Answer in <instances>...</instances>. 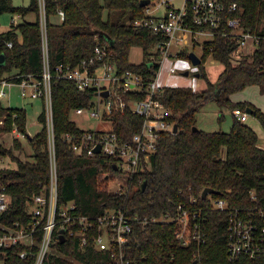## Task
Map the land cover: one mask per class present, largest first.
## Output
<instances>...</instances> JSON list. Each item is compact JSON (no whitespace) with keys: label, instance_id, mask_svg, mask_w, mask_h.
<instances>
[{"label":"trees","instance_id":"1","mask_svg":"<svg viewBox=\"0 0 264 264\" xmlns=\"http://www.w3.org/2000/svg\"><path fill=\"white\" fill-rule=\"evenodd\" d=\"M240 5L241 25L260 35L256 50L250 56L236 59L233 57L237 47L234 39L216 35L205 42L198 65L199 77L206 82L205 89L193 91L188 87L165 86L154 95L169 111L168 121L178 124V130L160 134L148 168L127 177L122 188L108 190L101 173H116L114 160L102 154L78 155L64 138L65 133L74 135L82 131L70 119L69 112L77 106H88L95 89L79 91L73 81L59 77L55 67L60 64L74 66L93 55L96 44H105L109 61L115 63L118 73L130 71L147 83L157 68V64L150 66L147 56L157 36L146 29L135 30L128 24L129 20L142 15L138 0H45L57 203L65 205L73 201L78 215L96 217L112 209L128 218L137 216V220L132 222L130 244L121 248L122 261H118V249L113 253V249L95 247L93 238L99 232L96 226L87 232L88 241L83 246L80 237L75 235L66 234L62 242L55 240L42 264H126V259L129 264H190L194 259L204 264H264V258H228L225 212L212 208L207 198H201V191L210 187L219 191L212 196L224 199L230 208L250 207L254 204L250 198L253 190L262 204L264 148L258 146L256 132L234 116L227 132L193 130L197 126L196 113L209 102L231 111L252 109L251 114L264 130V110L250 101L232 99L234 94L249 86L264 92V0H240ZM58 9L65 12L62 21L57 19ZM4 12L16 13L21 18L34 13L36 19L19 21L0 32V54L5 58L0 65V78L2 71L16 72L19 75L17 81L27 74L39 75L43 54L38 0H29L27 6H14L10 0H0V15ZM99 32L108 35L112 44ZM8 41L11 46H7ZM132 47L142 49V62L129 61ZM179 55L185 58L187 52L182 51ZM206 56L223 66L215 82L207 77L203 65ZM101 63L98 61L97 64ZM122 96L126 101L145 100L147 86L144 84L140 90L127 91ZM1 117H4V124L0 126V134L11 132L15 127L26 137L31 148V153L26 156L32 158H21L13 152V149H22L17 137L12 139L11 146L0 143V154L8 155L15 164L0 170L3 190L10 197L1 219L8 224L17 220L27 223L30 201L50 183L46 118L43 110L39 115L41 129L29 135L23 108L0 103ZM109 119L113 131L122 140L130 139L143 120L129 107L122 112L114 111ZM190 199H195V203L190 204ZM180 204L201 208V214L206 216L204 243L183 246L175 237L177 224L167 218L176 216ZM22 249L24 246L12 250ZM31 251L35 253L37 248L32 246ZM14 259L22 264L34 262L33 257L23 260L17 256Z\"/></svg>","mask_w":264,"mask_h":264},{"label":"built area","instance_id":"2","mask_svg":"<svg viewBox=\"0 0 264 264\" xmlns=\"http://www.w3.org/2000/svg\"><path fill=\"white\" fill-rule=\"evenodd\" d=\"M138 1L140 3L142 0ZM141 7L142 15L129 20L128 24L135 30L146 29L157 36V41L148 49L147 55L150 66L157 64V68L153 78L147 83L130 71L118 73L115 63L109 61V52L105 44H96L93 55L81 59L74 66L60 64L55 67L56 74L63 79L73 81L79 91L95 89L93 97L97 98L96 104L94 105L91 99L88 106L74 107L70 110L69 117L71 112L86 114L90 118L106 120L105 122L110 126L81 129V132L74 135L65 133L64 138L78 155L102 154L113 159L116 173H101V178L108 182L118 178L119 175L125 180L133 173L148 168L150 156L157 148L160 134L164 131L172 132L173 123L167 119L169 111L163 103L154 98V95L165 86L188 87L193 90L198 65H193L189 60L188 53L192 50L189 51L188 47L201 45L202 49L203 44L213 40L216 35L227 36L237 42L233 57L239 59L250 56L256 50L260 39V35L241 25L240 0H147V3ZM64 15L63 9L57 10L56 16L59 21L64 19ZM38 21L43 54L42 72L37 76L27 74L19 81L16 80L19 77L16 72L6 73L0 78V84L7 87L18 85L23 97L41 99L48 136L50 183L30 201L27 223L17 220L8 224L1 218L9 206L10 197L3 190L0 181V264H22L14 259L17 256L23 260L33 257V264H42L52 249V243L59 240L60 234H63L64 238L66 234L79 236L80 245L83 246L88 241L87 232L89 233L96 226L99 232L93 238L95 247L99 250L113 249V253L118 249V261H122L121 248L130 244L133 233L132 222L137 220V216L128 218L120 211L108 209L99 216L90 217L75 214L76 205L73 201L65 205L57 203L51 102L52 76L47 61L45 0H38ZM16 23V18L11 20V25ZM200 38L205 40L200 43ZM6 44L11 46L10 41ZM182 51L187 52V57L179 55ZM98 61L102 63L97 64ZM164 65L168 75L188 76L194 72V76H191L185 84L177 81L160 83L157 81V76ZM144 84L148 92L145 100L126 101L123 98L122 94L140 90ZM104 90L108 91L105 97L100 95ZM5 94L4 90L0 92V96ZM127 107L133 113L142 116L143 120L140 129L130 139L122 140L113 131L109 116L114 111L122 112ZM232 114L242 122L248 118V113L238 108L233 109ZM3 124L4 117H1L0 126ZM14 131H17L15 127L11 132ZM21 135L23 134L19 133V136ZM98 145L100 151L95 152L94 149ZM11 162L13 161L8 155L0 154V170L10 168ZM205 198L212 208L225 212L228 258H264V197L261 204L255 192L251 190L250 198L254 204L239 208H230L224 199L213 197L212 194H207ZM194 200L190 199V204H194ZM167 219L177 224L175 237L181 245L205 242L207 219L201 214V208L195 209L180 204L177 206L176 216ZM19 246H24V249L12 250ZM32 246L37 248L35 253L31 251ZM194 260H196L195 264H204L198 259ZM126 264H129L127 259Z\"/></svg>","mask_w":264,"mask_h":264},{"label":"rangeland","instance_id":"3","mask_svg":"<svg viewBox=\"0 0 264 264\" xmlns=\"http://www.w3.org/2000/svg\"><path fill=\"white\" fill-rule=\"evenodd\" d=\"M14 6H27L29 0H10ZM16 18L17 22L19 21H34L36 15L34 13H29L24 16V18L19 17L16 13L4 12L0 15V32L9 29L11 25V20ZM205 38H200L199 42L201 43ZM188 50H192L195 54L201 56L202 49L201 45L188 47ZM143 52L140 47H132L129 51V59L134 62L143 61ZM204 68L207 74V77L210 81L215 82L218 78L219 73L222 71L223 66L221 63L213 59L211 56H206L204 61ZM166 66L161 69L157 76V81L160 83H171L172 81H177L178 83L185 84L187 80H190L191 76H194V72H191L188 76L184 75H168ZM6 71H2L1 76L6 75ZM206 85L205 79L202 77H196L194 82V89L199 90L204 88ZM5 91L6 94L0 96V103L3 106L11 107H21L26 111V131L29 135L34 134L39 131L42 127L41 122L39 121V115L44 110L43 103L41 99H31L23 97L20 94V89L18 85H12L10 87L2 86L0 84V92ZM233 100H247L253 103L256 107L264 110V92H261L256 86H249L243 89L242 91L233 95ZM97 98L94 96L92 98V103L95 105ZM223 115L221 118L220 116ZM232 111L227 108H219L216 103L209 102L204 107H202L196 113L197 127L204 131H224L227 132L230 129L232 122ZM70 119L75 122V124L80 129L88 128H103L109 127L110 124L105 122L106 120L98 118H90L86 114H76L74 112L70 113ZM257 134L258 136V146L264 148V130L262 129L257 118L248 114L247 121H245ZM18 137L19 133L6 132L0 134V143L4 146H11L12 139ZM22 143V149H13V152L21 158H27L32 160L30 156H26L31 153V148L28 145L26 137L23 135L18 138ZM14 162L10 163V167H14ZM106 188L108 190H115L122 188L124 185L123 176L119 175L118 178H113L110 182L105 181Z\"/></svg>","mask_w":264,"mask_h":264},{"label":"water","instance_id":"4","mask_svg":"<svg viewBox=\"0 0 264 264\" xmlns=\"http://www.w3.org/2000/svg\"><path fill=\"white\" fill-rule=\"evenodd\" d=\"M146 3H147V0L140 1V4L141 5H144ZM99 34L102 35L109 44H112L113 40L108 35H106L103 32H99ZM188 58H189V60L191 61V63L193 65H199L200 62H201V58L199 56H197L193 51H191V52L188 53ZM4 61H5L4 55L3 54H0V65H2L4 63ZM184 74H187V72H184ZM195 76L198 77L199 74L198 73H195ZM217 93H218V91H216V94ZM107 94H108V91L107 90H104V91H101L100 92V95L103 96V97L107 96ZM246 112L248 114H251L252 113V109L247 108L246 109ZM197 129H198L197 126H194L193 127V130H197ZM177 130H178V124L177 123H174L173 124V128H172V132H176ZM94 151L95 152H99L100 151V146L99 145L96 146V148L94 149ZM113 168L116 169V166L114 165ZM143 186H144V182L141 183V188H143ZM218 193H219L218 190H215V189L210 188V187H205L201 191V197L202 198H205L207 196V194H218ZM59 240L61 242L64 240L63 234H60L59 235ZM195 263H196V260H193L192 262H190V264H195Z\"/></svg>","mask_w":264,"mask_h":264},{"label":"crops","instance_id":"5","mask_svg":"<svg viewBox=\"0 0 264 264\" xmlns=\"http://www.w3.org/2000/svg\"><path fill=\"white\" fill-rule=\"evenodd\" d=\"M197 55V54H196ZM197 56H199V55H197ZM200 57V56H199ZM129 61L131 62V63H134V62H132L130 59H129ZM142 62V61H141ZM137 63H140V62H137ZM195 82V81H194ZM205 87H206V85H205ZM205 87L204 88H202V89H199V90H203V89H205ZM195 91H198V90H196L195 89ZM232 98H233V96H232ZM236 100V99H235ZM246 121H247V119H246Z\"/></svg>","mask_w":264,"mask_h":264},{"label":"bare ground","instance_id":"6","mask_svg":"<svg viewBox=\"0 0 264 264\" xmlns=\"http://www.w3.org/2000/svg\"><path fill=\"white\" fill-rule=\"evenodd\" d=\"M46 7V6H45Z\"/></svg>","mask_w":264,"mask_h":264}]
</instances>
